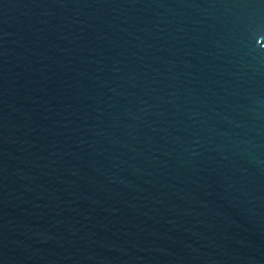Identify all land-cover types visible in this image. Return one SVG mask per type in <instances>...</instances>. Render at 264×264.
<instances>
[{
    "label": "water",
    "instance_id": "1",
    "mask_svg": "<svg viewBox=\"0 0 264 264\" xmlns=\"http://www.w3.org/2000/svg\"><path fill=\"white\" fill-rule=\"evenodd\" d=\"M0 264H264V0H0Z\"/></svg>",
    "mask_w": 264,
    "mask_h": 264
}]
</instances>
